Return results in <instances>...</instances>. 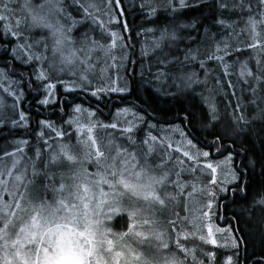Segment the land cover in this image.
<instances>
[{
    "label": "rangeland",
    "instance_id": "obj_1",
    "mask_svg": "<svg viewBox=\"0 0 264 264\" xmlns=\"http://www.w3.org/2000/svg\"><path fill=\"white\" fill-rule=\"evenodd\" d=\"M226 1L236 8H242L244 3V0ZM184 2L170 3L178 7ZM114 3L115 0H0V16L4 17L0 19V31L12 41L9 54L19 64L30 67L41 94L39 106L57 103L59 87L63 94L84 91L101 101L113 94L129 93L125 70L129 60L126 50L130 46L118 16L111 11ZM118 9L121 14L126 11L124 5ZM251 20L229 24L236 31L233 39L244 44L246 40L249 52L240 49L244 51L231 59L227 49L220 47L221 41L230 36L224 34L225 30L219 31L221 39L214 38L217 34L197 35L196 41L201 42L199 51L187 52L184 58L198 60L206 47H213L210 58L199 60L201 66L196 70L179 66L178 72L172 73L162 67L160 75L152 78L154 87L166 95H177L175 88L194 87L205 99L218 97V92H222L219 103L223 111L228 109L222 115L228 121L236 120L229 109L231 95L236 94L244 107L245 118L262 122L264 29L260 30V25ZM167 27L160 30L151 50V41L142 45L138 59L150 67L159 64L156 53L162 54L163 50L169 53L175 47L179 51L177 43L185 39L180 24L178 29L171 24ZM214 67L222 69L228 84L226 92L220 82L209 79V70L213 71ZM158 83L164 88H158ZM23 100L20 82L0 67V129L30 126V114L20 107ZM69 109L63 122L39 120L32 147L28 146L29 137L0 138V209L18 225L0 239V264L25 261L32 264L34 257L28 249L39 245H29L27 233H19V227L28 226L36 211L52 213L60 201L78 207L72 213L61 210L58 215H76L80 219L85 210L77 197L84 195V187L89 190L85 200L89 215L81 222L92 223L97 239L106 233L107 239L113 241L112 252L103 254L108 264H116V252L122 254L119 264H213L214 253L199 250L193 243L195 238L207 247H217L218 254L223 256L219 264H239V244L232 226L217 221L220 198L240 180L233 153L213 157L180 123L149 121L132 106L118 108L108 118L80 104ZM211 109L213 112L212 105ZM254 131L264 136V125H255ZM247 132L244 129L242 136ZM66 154L74 159L69 161ZM137 172L142 173L139 182ZM121 178L145 185L152 179L159 181L143 189L144 193L152 191L156 199L132 195L117 183ZM112 208L121 211L115 214ZM132 212L136 213L135 217L129 215ZM122 216L129 219L125 220L124 228H118ZM16 240L19 244L13 246ZM17 251L20 257L16 256ZM134 255L139 259H134Z\"/></svg>",
    "mask_w": 264,
    "mask_h": 264
},
{
    "label": "trees",
    "instance_id": "obj_2",
    "mask_svg": "<svg viewBox=\"0 0 264 264\" xmlns=\"http://www.w3.org/2000/svg\"><path fill=\"white\" fill-rule=\"evenodd\" d=\"M111 5L112 13L116 14L120 20L119 25L129 44L126 53L129 55L125 76L129 80L130 90L128 94H113L105 97L104 101L94 98L87 92H76L73 94H63L59 87L57 103L46 107L39 106L37 101L40 99V92L29 66L19 64L9 51L12 41L7 40L0 31V67L7 69L9 74L17 79L24 92V100L20 101L22 111L28 112L31 117V124L26 129H9L7 126L0 129V138L19 139L30 138L28 146H33L35 140V130L41 118L63 122L66 115L70 113V107L75 104L84 105L108 118L116 109L132 106L140 113H143L149 121L161 122L163 124L180 123L189 136L201 147L210 151L213 157H222L228 153L234 154L235 166L240 173L239 183L230 187L228 193L221 198L217 209V221L220 225L232 226L234 235L239 244L238 263L239 264H264V136L258 135L254 131V126H263L262 122L251 117L244 116V107L236 94L231 95L230 109L233 110L236 120L228 121L222 115L226 114L221 108L220 96H212L205 99L200 91L193 88H175L177 95H166L154 87L152 78L160 75L162 67L152 66L150 70L141 66L144 62L137 61L139 51H136L129 40V30L131 28H141L150 31L152 28L158 30L171 24L163 14L166 11L170 0L158 5L157 0H115ZM178 2V0H175ZM221 0H185L184 4L178 5V26L185 30L184 40L179 41L178 55L185 59L188 52L199 51L201 42L196 41L198 36L214 35V38H222L219 31L225 30V35L230 34L229 39L233 38L236 31L229 25L234 19V15L219 5ZM118 2V4H117ZM124 5V14H121L118 7ZM165 7V8H164ZM247 7V9H245ZM245 19H253L260 25V30L264 29V0H244ZM153 14V15H151ZM261 21H260V19ZM251 20V21H253ZM168 28V27H167ZM250 30V28H249ZM234 32L232 36L231 33ZM245 37L244 34H241ZM238 36V34H237ZM224 37V35H223ZM211 39L210 43L214 40ZM247 42L245 41V44ZM208 44V45H209ZM236 50V55L246 49V45ZM145 43H143V46ZM145 48V47H144ZM240 49H244L241 50ZM198 60L190 61L189 66L197 69L200 65L199 60L209 59L212 48L205 49ZM158 57L161 56L159 53ZM233 59V58H231ZM126 62V60H125ZM181 65L178 59V67ZM223 90L228 89L227 80L221 68H217ZM141 71L144 73V83L140 86L137 79ZM198 72L201 74V70ZM169 76V75H166ZM158 88H164L161 83ZM212 88L215 86L212 82ZM209 90L211 86L209 83ZM211 105L217 111L216 117L212 112ZM221 105V107H220ZM264 115V114H263ZM250 117V116H249ZM162 124V125H163ZM146 125V124H145ZM151 131H153L152 127ZM248 132L242 136V131ZM43 152V148H42ZM43 156H41L42 158ZM40 158V159H41ZM47 189V185H46ZM122 216L118 228L125 227V220L129 218ZM130 226V222L128 223ZM127 228V225H126ZM195 245L199 250L204 249L208 253H214V263H222L223 256L218 254L217 247H207L195 238ZM219 251V250H218ZM220 252V251H219Z\"/></svg>",
    "mask_w": 264,
    "mask_h": 264
},
{
    "label": "snow or ice",
    "instance_id": "obj_3",
    "mask_svg": "<svg viewBox=\"0 0 264 264\" xmlns=\"http://www.w3.org/2000/svg\"><path fill=\"white\" fill-rule=\"evenodd\" d=\"M3 18L0 16V19ZM67 159L72 161L74 158L71 155H67ZM208 167L211 168L212 165L209 164ZM113 175L115 176L117 173L114 172ZM120 175L123 177L122 173ZM141 175V172L135 173L137 182L140 181ZM103 182L107 183V180ZM117 183L134 196H142L145 200L150 198L156 199L152 191L144 193L143 189L145 187L151 188L152 183H159V181L152 179L151 183L145 185L141 183L134 184L126 178H121ZM110 187L114 188L115 186L110 185ZM61 190H63V186ZM88 191V188L84 187V195L77 197L85 210L80 219L76 215H58L61 210L65 213H72L78 207L76 204L69 205L64 201H60L59 206L52 213L45 215L43 210L36 211L31 216V223L28 226L19 227V233H27L29 245H39V247L28 249L32 257H34L32 264H108L103 254L112 252L113 241L107 239L106 233L101 234V239H97V234L92 228V223L81 222L82 220L86 221L89 215L87 211L89 204L85 202ZM160 203H163V201H160ZM5 207L10 206L6 205ZM16 207H20V205H16ZM22 211H26V209H22ZM111 211L119 214L121 210L119 208H112ZM129 215L135 217L136 213L132 212ZM95 223H99V221ZM17 227V224H14L12 220L7 219V216L3 214V209H0V239L6 238L10 229L14 230ZM133 227H135V222L133 223ZM30 229H37L38 231H30ZM124 235H128V233ZM136 235L139 236L141 234L136 233ZM212 242L215 243V241ZM16 244H19V240L14 241L13 246ZM164 246L167 247V245ZM20 255L21 253L17 251L16 256L20 257ZM121 255L120 252L115 253V257L117 258L116 264H119L118 258ZM133 258L139 259V256L134 255ZM24 264H27V261Z\"/></svg>",
    "mask_w": 264,
    "mask_h": 264
},
{
    "label": "bare ground",
    "instance_id": "obj_4",
    "mask_svg": "<svg viewBox=\"0 0 264 264\" xmlns=\"http://www.w3.org/2000/svg\"><path fill=\"white\" fill-rule=\"evenodd\" d=\"M165 1L166 0H157L156 3L158 5H160V4L164 3ZM170 1H172V0H170ZM219 5L222 8L226 9L227 11L231 12L234 15V19L232 21H230L229 23H233L234 21H244L245 20V16L242 15V12H244L243 7L242 8L233 7L229 3H227L226 0H221L219 2ZM176 9H178V7L172 6L171 3H170V5L167 4L166 11L164 12L163 15L165 17L172 18L171 20H167V21L170 22L171 25L174 26L176 29H178V10H176ZM160 30H162V29H160ZM160 30H158L156 28H153L151 31H148V30L141 29L139 27L131 28L129 30V40L131 42V45L133 46V48L136 51L141 52L143 43H145L146 41H151L149 43V49L151 50L152 42L157 40V38L159 36V33H160ZM232 41H234V44L231 43ZM245 41L246 40H244V42ZM241 42H242V40H240V39H233V38L225 39L223 42L221 41V43H220L221 46L220 47L223 46V49H227L226 51L228 53H230V55H231L230 58H235L236 50H238L241 47V45L243 44ZM156 46H153V47L155 48ZM156 54H158V53H156ZM160 55L161 56H159L157 58V60H159V64L157 66H161L163 68H167L169 72H172V73L178 72V59H180V62H181L180 66H184L188 70H196L195 68H192V67L189 66V62L187 60H185L183 58L181 59L179 57L178 49L176 47H175V49L170 50L169 53H167L166 50H163V53L160 54ZM137 61L142 62L138 58H137ZM152 66L150 67L147 64L143 63L142 66H141V70H143L144 68L150 70L152 68ZM200 66H201V63L199 65V67ZM144 73H145V71H141L140 74L138 75V77H140V78L137 79V82L140 84V86L144 83L143 82L144 81ZM209 74H210L209 75V79L210 80L213 79L215 83L221 81V76H220L217 68L214 67L213 71H212V69L209 70ZM208 87H209V84H208ZM227 111H228V109L224 110V112H226V113H227ZM213 113H214V118H215L216 114H217V111L213 110ZM220 201H221V198H220ZM220 201L218 202V207H219Z\"/></svg>",
    "mask_w": 264,
    "mask_h": 264
}]
</instances>
